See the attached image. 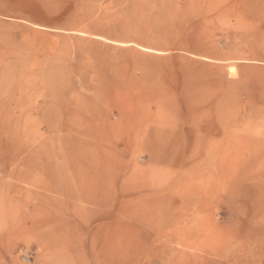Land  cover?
I'll return each instance as SVG.
<instances>
[{"label":"rangeland","instance_id":"1","mask_svg":"<svg viewBox=\"0 0 264 264\" xmlns=\"http://www.w3.org/2000/svg\"><path fill=\"white\" fill-rule=\"evenodd\" d=\"M0 264H264V0H0Z\"/></svg>","mask_w":264,"mask_h":264},{"label":"bare ground","instance_id":"2","mask_svg":"<svg viewBox=\"0 0 264 264\" xmlns=\"http://www.w3.org/2000/svg\"><path fill=\"white\" fill-rule=\"evenodd\" d=\"M229 69H230L231 71H233V70H234V66H229Z\"/></svg>","mask_w":264,"mask_h":264}]
</instances>
